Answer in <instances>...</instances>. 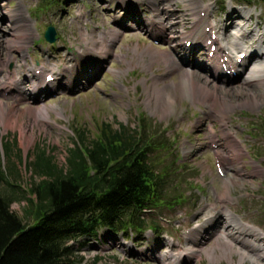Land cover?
<instances>
[{"label":"rangeland","instance_id":"374dc122","mask_svg":"<svg viewBox=\"0 0 264 264\" xmlns=\"http://www.w3.org/2000/svg\"><path fill=\"white\" fill-rule=\"evenodd\" d=\"M168 2L170 0H159L161 6ZM195 4V14L201 5H210L211 20L217 29L230 15L233 21L241 22V17L237 16L239 13L234 9L250 8L251 18L246 22L247 30L253 29V35L244 38V45L250 49L256 46V32L264 38L263 0H251L249 3L240 0H197ZM229 5L233 7L230 14ZM1 6H5V9ZM7 9H17V18H27L31 24L32 38L26 47L31 58H25L26 66L31 68L30 76H33L32 69L40 66L45 69L44 73L50 70L58 72L56 79L46 81L52 85L51 91L43 88L39 101L34 104L53 107L48 109V120L38 117L39 125L23 110L32 104V99L21 100L16 104L9 92H0V99L7 106L16 104L23 108L19 123L32 126L35 135L34 143L25 151L27 136L21 137L18 126L16 125L15 130H4L0 126V169L9 180V183L0 180V194L13 198L12 209L25 216L28 223L32 221L31 215L25 214V209L29 208L28 198H35L32 189L40 180L49 178L46 172L36 170L33 165L38 153L44 151V155L51 157L52 163L65 171L69 169L70 149L81 143L80 129L84 131L88 141L95 136L100 123L108 122L113 128L123 125L126 133L138 134L140 138L148 140V159L154 169L163 175L159 200L152 208L144 210L146 223H155L157 228L147 226L142 232L128 229L127 234L117 231L114 240L105 245H97L92 240L79 237L70 244L74 246L77 256L83 258V262L160 264L158 255L168 251L176 254L189 246L213 245L218 258H210L203 250H199L197 257H182L179 264H264V257H256L254 262L245 257L240 262L239 255L235 252L231 254L232 261L222 255L218 245L222 238L213 236V229H224L225 220L217 216L213 225L207 226V230L199 226L210 215L211 205L215 206L213 212L224 204L241 222L264 233V102L253 107L243 105L250 93L240 90V87L254 89L256 86L245 85L243 77L233 74L229 68H225L223 72L218 71L226 78V91H223V95L235 105L226 119L235 138L245 148V154L241 157V174L230 169L229 166L235 164L236 158L224 146L220 122H211L206 117V104L183 98L181 104L176 102V111L161 116L151 111L145 101L148 86L152 83V73L164 76V82H177L182 70L168 72L165 64L158 62H154L150 68L143 67L142 64L148 63L149 58L146 55L143 59L133 56L131 48L137 42L150 43L158 49L168 50L175 58L186 59L184 55L195 51L205 69L213 70L209 63L211 56L208 55L206 46L204 47V39L199 38V42L192 45L186 38H182L188 33L190 37L193 34L191 31H194L191 27L193 15L183 3L176 4L175 14L178 18L175 15L170 18L171 22L176 21L175 19L179 22L175 32L169 33L175 40L168 43L161 36L153 37L141 24V17L151 14L147 0H0V40L11 38L6 18ZM128 10L138 14L133 21L128 20ZM118 17L125 18V26L117 21ZM48 25L54 26L56 30L55 41L52 43L43 37ZM109 29L117 30L119 35L113 39L108 54H103L102 49L92 47L90 39ZM181 30L186 34H182ZM82 31L86 34L84 40ZM231 32L232 28L226 31L225 36ZM242 32L246 34L244 30ZM79 46L86 51L85 54L79 50ZM6 49L3 43L1 55L10 59L3 64L0 78L5 72H12L16 65L19 66L18 77H22L26 66L20 59V52ZM241 49L243 48L237 45L232 58L228 56L229 60L235 61V56ZM82 54L84 56L81 57ZM119 54H123L132 65L120 58ZM89 60H92V64H88ZM248 61H253V57H249ZM64 65L70 68L62 71ZM180 65L181 68H186L185 63ZM53 66L58 69L52 68ZM118 68L123 71L116 73L114 69ZM92 69V75L86 73ZM205 69L201 73L212 85L215 82L213 76ZM78 77L81 83L76 85L74 81ZM33 79L37 81L38 78L32 77ZM32 86L31 80L23 84L25 88ZM261 97L264 98V95ZM209 124L212 125L214 134L206 129ZM6 144L8 148L5 147ZM216 150H220L224 157L220 162ZM252 161L259 167L258 173H251L254 167ZM218 163L221 173L218 171ZM223 174H232L233 183L228 184L230 199L220 200L218 195L224 191ZM245 233L248 241L255 238L264 248V234L256 235L250 229ZM197 238L201 241H195ZM216 238L218 239L215 240ZM242 246L244 247L241 244ZM248 251L250 255L253 253L251 249Z\"/></svg>","mask_w":264,"mask_h":264},{"label":"bare ground","instance_id":"6f19581e","mask_svg":"<svg viewBox=\"0 0 264 264\" xmlns=\"http://www.w3.org/2000/svg\"><path fill=\"white\" fill-rule=\"evenodd\" d=\"M149 6L151 7V14L141 17V24L143 28L147 32L153 35V37L161 36L165 42L168 41L172 42L175 40L173 36H170L169 33L175 32L176 24L179 22L177 19L176 21L171 22L170 18L175 15L177 18L178 16L175 14L176 4L178 2L183 3L193 15V21L191 24L192 30H194L195 36L192 39L193 44L199 42V38H204V47L207 45V40L210 38L212 33L217 34L216 38L211 41V44L215 45L217 50L223 51L228 55H232L235 50V47L239 45L243 49L237 52L235 59L239 57V54L242 52L247 51V56L242 60L241 63H238L237 60L233 62H225L226 68H232L237 72V76L243 77V83L245 85H254L256 86L254 89H247L246 87H240L241 91H249L250 97L244 99L243 105L247 106H256V104L263 103L264 98L261 96L264 95V38L258 34L257 32L254 33V36H257V44L254 48L250 49L244 45V38L251 37L253 35V29H248V23L246 21L249 20V13L250 10H242L234 9L239 14L237 16L241 17V22L233 21V18L228 16L226 21L223 25L219 26L218 29L216 28L214 22L211 20V12L212 9L209 4L201 5L200 9L198 10L197 14L194 13L195 3L197 0H170V2L162 5L159 3V0H147ZM173 5V7H172ZM3 6V5H2ZM1 6V7H2ZM232 5H229V14L231 12ZM5 9V6L2 7ZM203 12V15H201ZM7 16L9 23V28L11 31V38L2 39L0 40V70L3 64H6L10 57H3L1 55V47L2 44L5 43L6 50H18L20 52V59L23 65L26 66L25 58L30 57L31 54L27 52V45L32 38L31 32V24L29 23L27 18H17V9H7ZM128 20H132L136 16H138L137 12H132L128 10L127 13ZM125 18H117V21L122 25L125 26L124 22ZM209 27L208 32L206 31L205 27ZM232 28V32L230 35L225 36L227 30ZM241 30H244L246 34ZM159 32V33H157ZM248 32V33H247ZM182 34H186L184 30H181ZM85 35L83 31L81 32L82 39L84 40ZM107 35L109 37H107ZM119 35L117 30L109 29L107 31L103 30L99 32L97 35L93 36L90 40L92 43V47L102 49L103 54H108L110 50L111 44L113 43V39ZM188 35H184L182 38H187ZM229 37V38H228ZM110 38L111 40H107ZM189 38V37H188ZM208 46V48L210 47ZM79 50L85 54V50L78 47ZM133 56L137 59H143V56L146 55L149 58L148 63H143V67L150 68V66L154 62L164 63L165 67L168 72L173 70L181 69L182 73L177 82L168 81L164 82V76L156 75L152 73V83L149 84L147 89V97H146V104L150 106L151 111L160 114L161 116L169 115L177 110L176 102L179 104L182 103L183 98L190 99L192 102H197L201 104H206L208 106V110L206 112V117L213 120H217L220 122V132L224 137V146L228 147V151L232 155V157L236 158L235 164L230 165V169L234 171L236 174H241L243 168V162L241 157L245 154V148L240 144V142L235 138V134L231 131L229 127L227 114L229 111H233L235 105L230 102L228 99L225 98L223 95V91H226L225 87V79L224 75L220 72H223V62L220 63L219 66L214 65L212 69H205V66L197 59L196 52L193 51V54L184 55V58L181 57L175 58L173 53H169L168 50H161L157 47L153 46L152 44H142L137 42L132 48ZM58 54H61L58 52ZM84 56L83 54L81 57ZM119 57L123 60L127 61L129 65H132V62L128 61L123 54H119ZM253 57V61H248V58ZM82 60L84 58H81ZM180 63L186 64V68H181L182 65ZM88 64H92V60L87 61ZM247 62V63H246ZM81 63H84L82 61ZM19 66L16 65L11 71L5 72L4 75L0 78V92H9L12 97L15 99L16 104L19 103L21 100L32 99V104H29L24 109L16 104H12L11 106H7L5 102H2L0 99V126L4 128V130H8L11 128L15 130L16 125L20 130L21 137H26L28 145L25 147V151L32 146L35 140V135L33 133L34 129L29 126H25L19 123V118L22 116V109L30 115L34 122L38 124V117L48 120V109H53V107L47 104H42L41 106H35V102L39 101L41 94L43 93V88L46 91H51L52 85L50 82H46V76L51 74L56 79L58 72L48 71V73H44L45 69L43 66L34 67L33 71V78H38L37 81L32 80L29 72L31 70L30 66H26L25 73L18 77ZM52 68H57V66H53ZM70 68V67H69ZM67 65L62 67V71L69 69ZM58 69V68H57ZM75 69V67H74ZM207 70L210 76H213V80L215 81L212 85L207 82L205 76L201 72H205L203 70ZM38 70V71H36ZM74 71V70H73ZM116 73L122 72L123 69H114ZM178 71V70H177ZM220 71V72H218ZM61 72H59L60 74ZM92 75L94 73V69L86 72ZM205 75H207L205 73ZM83 77V76H82ZM224 78V79H223ZM32 81L33 86L31 88L23 87L25 81L30 82ZM145 81V80H144ZM75 84L78 85L81 83L79 77L76 79ZM161 82L162 84H159ZM153 103V106L151 105ZM39 125V124H38ZM212 125H207L206 129L214 134ZM28 133V135H27ZM26 135V136H25ZM22 145V141H21ZM218 161L223 159V155L221 154L220 150H216ZM254 164L253 170L251 171L252 174L258 173L260 171L259 167L255 162L252 161ZM234 168V169H233ZM225 177L224 181V191L220 192L218 197L220 200L222 198L230 199V194L228 191V184L233 183V176H229L228 174H223ZM215 209L214 205L210 206V215L204 218L203 225H199L201 229L205 228L207 230V226L210 227L215 218L218 216L220 219L225 220V228L219 229L217 228L213 232V236L221 237L222 240L218 242V245L221 248L222 255L225 256L226 259L232 261V253L235 252L239 255V261L243 260L245 257L249 258L252 262L255 261L256 257H264V248L258 243V240L252 238V240L248 241L246 231L250 229L255 232L256 235L264 234L260 229L251 227L241 220L231 212L227 206L222 204L220 209L217 211H213ZM209 223V224H208ZM212 228V227H211ZM216 238L215 240H217ZM201 241V239H196L195 241ZM198 242V243H199ZM236 243V244H235ZM175 245V243H172ZM241 244L244 247H241ZM253 250V253L250 255L248 254V250ZM203 250L205 254L210 258H218L219 255L215 253L213 249V245L204 246V247H196V246H189L185 250L180 251L176 254L168 251L167 253L158 255V259L160 264H179L180 259L187 258L190 259L192 257L198 256V251Z\"/></svg>","mask_w":264,"mask_h":264},{"label":"trees","instance_id":"16d2710c","mask_svg":"<svg viewBox=\"0 0 264 264\" xmlns=\"http://www.w3.org/2000/svg\"><path fill=\"white\" fill-rule=\"evenodd\" d=\"M79 136L68 170L38 153L33 165L49 178L32 189L35 198H28L25 214L31 222L11 208L13 198L0 194V264H87L70 241L96 238L102 229L107 239L117 231L157 228L144 218V210L159 200L163 181L148 159V140L108 122L100 123L88 141L81 129ZM0 180L9 183L1 169Z\"/></svg>","mask_w":264,"mask_h":264},{"label":"water","instance_id":"95a60500","mask_svg":"<svg viewBox=\"0 0 264 264\" xmlns=\"http://www.w3.org/2000/svg\"><path fill=\"white\" fill-rule=\"evenodd\" d=\"M55 28L52 25H49L46 27L45 31H44V38L48 41V42H54L55 41Z\"/></svg>","mask_w":264,"mask_h":264}]
</instances>
